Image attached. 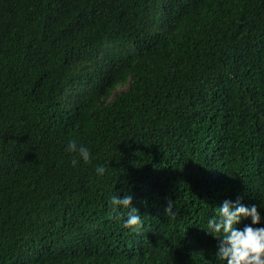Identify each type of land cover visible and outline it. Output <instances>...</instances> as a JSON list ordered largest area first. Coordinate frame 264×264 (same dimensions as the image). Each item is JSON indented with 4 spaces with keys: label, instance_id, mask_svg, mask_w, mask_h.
<instances>
[{
    "label": "trees",
    "instance_id": "trees-1",
    "mask_svg": "<svg viewBox=\"0 0 264 264\" xmlns=\"http://www.w3.org/2000/svg\"><path fill=\"white\" fill-rule=\"evenodd\" d=\"M237 196L264 209V0H0V264H221Z\"/></svg>",
    "mask_w": 264,
    "mask_h": 264
},
{
    "label": "clouds",
    "instance_id": "clouds-1",
    "mask_svg": "<svg viewBox=\"0 0 264 264\" xmlns=\"http://www.w3.org/2000/svg\"><path fill=\"white\" fill-rule=\"evenodd\" d=\"M65 151L78 154L71 160L73 166L78 162L84 163L90 160V151L76 140H69ZM97 176H102L105 168L97 165L94 169ZM115 218L120 220L123 227L139 230L143 226L142 217L138 209L132 204V194H114L108 200ZM256 203L245 204L241 197L234 200L224 199L215 211V214L207 220V233L218 237L215 251L216 258L221 264H264V215ZM173 214V204L169 200L164 207V214ZM242 220L249 221L242 228L236 225Z\"/></svg>",
    "mask_w": 264,
    "mask_h": 264
}]
</instances>
